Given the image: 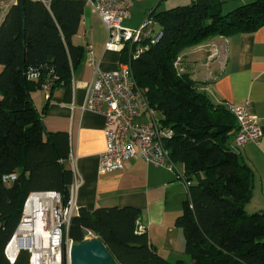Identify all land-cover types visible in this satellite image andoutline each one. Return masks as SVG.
Listing matches in <instances>:
<instances>
[{
  "label": "trees",
  "instance_id": "obj_1",
  "mask_svg": "<svg viewBox=\"0 0 264 264\" xmlns=\"http://www.w3.org/2000/svg\"><path fill=\"white\" fill-rule=\"evenodd\" d=\"M223 3L192 0L153 9L145 16L152 23L138 42L139 55L132 58L127 44L119 52L160 125L172 132L164 145L188 183L176 225L191 261L171 263L159 254L139 230L141 213L133 206L78 207L67 232L73 242L90 232L117 264H264V211L245 210L253 172L233 148L236 119L226 104L213 102L199 89L200 82L173 64L184 49L211 37L264 26V0L226 13ZM86 5L87 0H16L0 24V264H29L26 250L10 262L5 248L31 193L58 191L63 204L69 197L68 134L45 130L41 117L46 105L38 112L31 92L47 81L51 90L70 81L85 52L72 38ZM155 32L160 36L152 41ZM10 174L15 179L3 181Z\"/></svg>",
  "mask_w": 264,
  "mask_h": 264
},
{
  "label": "crops",
  "instance_id": "obj_2",
  "mask_svg": "<svg viewBox=\"0 0 264 264\" xmlns=\"http://www.w3.org/2000/svg\"><path fill=\"white\" fill-rule=\"evenodd\" d=\"M191 1H137L123 25L135 28L153 9H168ZM0 2L10 6L16 0ZM87 5L89 8L85 6L79 30L72 38L85 52L72 70L70 81L53 88L48 98L41 89L35 90L31 92V100L38 112L46 105L41 117L46 131L68 134L69 155L65 164L72 170L73 180L79 182L75 194L77 206L88 210L112 206L138 208L139 230L146 232L157 252L167 259L184 253V235L176 225L188 189L184 171L177 162L173 161L172 168L155 167L139 156L126 160L118 171L105 174L97 171L106 145L104 117L85 108L87 90L94 78V66L108 71L119 68L122 63L118 52L106 49L108 31ZM135 17V21L131 20ZM211 47L218 54L208 60ZM181 57L183 72L200 82L199 89L213 102L238 105L248 100L251 103V112L262 135L258 143H243L238 152L253 172L251 197L245 210L248 213L264 211V26L253 32L211 37L184 49Z\"/></svg>",
  "mask_w": 264,
  "mask_h": 264
},
{
  "label": "built area",
  "instance_id": "obj_3",
  "mask_svg": "<svg viewBox=\"0 0 264 264\" xmlns=\"http://www.w3.org/2000/svg\"><path fill=\"white\" fill-rule=\"evenodd\" d=\"M137 1L141 0H87L108 31L107 50L119 53L127 44L132 48L130 49L132 58H136L141 52L142 47L138 42L149 33L145 28L152 22L145 19L135 28L123 25V20L129 16L132 6ZM8 8L9 5L0 2V24ZM159 36L158 33L154 34L152 41H156ZM217 54V49L211 47L207 59L212 60ZM181 62V55L173 62L179 72L182 71ZM51 86L52 82L47 81L41 87L46 98L50 95ZM226 106L238 125L233 148L238 149L247 141L258 143L262 132L251 112V103L247 100L242 104ZM85 108L104 117L103 134L106 145L97 166L100 174L118 171L123 168L126 160L136 156L155 167H174V162L164 145L172 136V132L160 125L155 110L148 105L138 90L127 63L108 71L100 70L98 65L94 66V78L87 90ZM14 179V174L3 177L5 182ZM186 184L188 185L187 182ZM78 185V180L74 179L65 204L58 191L39 192L49 194L52 202L50 212L48 211L49 217L43 216L46 235L35 237L33 243L21 246L17 250V253L20 250L29 253V264H70L69 253L73 240L68 238L67 232L71 218L78 211L75 199ZM23 216L12 238L17 235ZM90 238L95 237L88 232L84 239ZM5 255L13 262L17 254L11 257L5 248Z\"/></svg>",
  "mask_w": 264,
  "mask_h": 264
},
{
  "label": "bare ground",
  "instance_id": "obj_4",
  "mask_svg": "<svg viewBox=\"0 0 264 264\" xmlns=\"http://www.w3.org/2000/svg\"><path fill=\"white\" fill-rule=\"evenodd\" d=\"M52 197L47 193H31L26 201L23 222L17 235L8 242L6 250L12 257L21 246L30 245L35 237L45 236L43 216L49 217ZM48 213V214H47ZM34 233V234H33Z\"/></svg>",
  "mask_w": 264,
  "mask_h": 264
},
{
  "label": "water",
  "instance_id": "obj_5",
  "mask_svg": "<svg viewBox=\"0 0 264 264\" xmlns=\"http://www.w3.org/2000/svg\"><path fill=\"white\" fill-rule=\"evenodd\" d=\"M69 256L70 264H117L98 238L72 242Z\"/></svg>",
  "mask_w": 264,
  "mask_h": 264
},
{
  "label": "rangeland",
  "instance_id": "obj_6",
  "mask_svg": "<svg viewBox=\"0 0 264 264\" xmlns=\"http://www.w3.org/2000/svg\"><path fill=\"white\" fill-rule=\"evenodd\" d=\"M251 1L252 0H224L223 7H222V12L226 13V12L230 11L231 9H233L237 5L245 4V3H248V2H251ZM88 8H89V6L86 5V9H88ZM133 13H135V11H133ZM135 19H136V17L135 18H131V20H133V21H135ZM180 259L184 260L186 262H190L191 261L189 255L185 254V252L184 253H180V254L179 253L178 254H174V255L168 256V258H167V260L169 262H171V263H173V262H175L177 260H180Z\"/></svg>",
  "mask_w": 264,
  "mask_h": 264
}]
</instances>
